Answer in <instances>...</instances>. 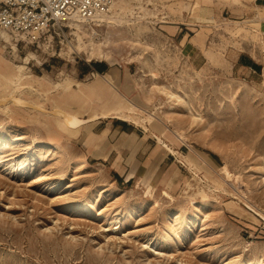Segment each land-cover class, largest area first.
Listing matches in <instances>:
<instances>
[{"label": "rangeland", "instance_id": "obj_1", "mask_svg": "<svg viewBox=\"0 0 264 264\" xmlns=\"http://www.w3.org/2000/svg\"><path fill=\"white\" fill-rule=\"evenodd\" d=\"M118 1L95 33L0 28L32 75L0 70V264H264V10Z\"/></svg>", "mask_w": 264, "mask_h": 264}, {"label": "built area", "instance_id": "obj_2", "mask_svg": "<svg viewBox=\"0 0 264 264\" xmlns=\"http://www.w3.org/2000/svg\"><path fill=\"white\" fill-rule=\"evenodd\" d=\"M116 0H0V28L37 38L70 20L94 23L112 12Z\"/></svg>", "mask_w": 264, "mask_h": 264}, {"label": "bare ground", "instance_id": "obj_3", "mask_svg": "<svg viewBox=\"0 0 264 264\" xmlns=\"http://www.w3.org/2000/svg\"><path fill=\"white\" fill-rule=\"evenodd\" d=\"M118 2L119 1L116 0L115 3H114L113 9H112L113 13L111 15H107V17H104V18H107V20H109V22H115L116 21V17L115 16H117L118 13L115 12V11H116V8L118 6ZM104 18H102L101 20H104ZM98 21H100V20H98ZM98 21H96L94 23H88V22L85 23L84 21L73 19V20L68 21L66 23V26H70L72 28H76L78 31H81V32H85L86 31V29H85L86 26H89L93 30V32L95 33V26H100L102 24V23H99ZM26 62H28V61H26ZM5 68L10 69V74H11V78L10 79L12 81L11 82L12 84H15L17 81H20V80H24L25 81V80L29 79L32 76V75L23 76V74L17 73V71L15 69L11 68L10 65L7 62H5L4 60H2L0 58V70L1 69L5 70ZM39 78H40V80H44L45 76H39ZM81 84H82L81 82H78V90H76V92H72V94H70L71 97L74 98L75 96H78V95L81 96L82 91H83ZM97 87L98 86L91 87L90 94H92L94 96L97 95V91L99 90V88H97ZM164 91L169 95V97H171V98L176 97V93L175 92L166 91V90H164ZM21 102H23V101H21ZM21 102H19V103H21ZM173 107L174 106L171 105L170 108H173ZM135 110H136V106L128 105V106H126V110L124 112H115V115H113V117L121 118V119L126 120V121L136 122L137 120L133 121L134 120L133 119V114H134ZM104 114L109 115L108 112H105ZM153 119H154L153 114L152 113L149 114L148 115V121L152 122ZM180 139H182V137H180ZM79 161H80L79 159L76 160V162H79Z\"/></svg>", "mask_w": 264, "mask_h": 264}, {"label": "crops", "instance_id": "obj_4", "mask_svg": "<svg viewBox=\"0 0 264 264\" xmlns=\"http://www.w3.org/2000/svg\"><path fill=\"white\" fill-rule=\"evenodd\" d=\"M243 3H247L252 5L255 8H259L261 10H264V0H241ZM174 25H171L170 27L178 29L179 31H177V35L178 36H183V38L185 37V35H183L182 31L185 30H191V28L188 26L187 23L185 22H181V23H173ZM183 25H185L184 27H182ZM188 31H186L188 33ZM237 65L243 67L244 69H250L253 71H256L259 68V63L257 61H255L251 56H245V55H240L237 58ZM88 72L93 70V71H97V73L99 72H105L107 70V63H102V62H98V63H91L88 64ZM96 66V68H95ZM110 72V71H109ZM107 73V72H106ZM105 77V76H103ZM113 87V86H112ZM114 92H116V88L114 87ZM122 96V95H121ZM118 119V118H116ZM121 119V118H119ZM120 121H124V122H115V124H113V128H115V130L117 132H123V133H127V130H129V122H127L126 120L121 119ZM126 123V124H125Z\"/></svg>", "mask_w": 264, "mask_h": 264}, {"label": "trees", "instance_id": "obj_5", "mask_svg": "<svg viewBox=\"0 0 264 264\" xmlns=\"http://www.w3.org/2000/svg\"><path fill=\"white\" fill-rule=\"evenodd\" d=\"M96 64V63H95ZM95 68H96V66H95Z\"/></svg>", "mask_w": 264, "mask_h": 264}]
</instances>
